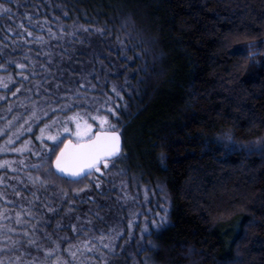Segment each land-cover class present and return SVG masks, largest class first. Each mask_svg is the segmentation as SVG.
I'll return each mask as SVG.
<instances>
[{
	"label": "trees",
	"instance_id": "obj_1",
	"mask_svg": "<svg viewBox=\"0 0 264 264\" xmlns=\"http://www.w3.org/2000/svg\"><path fill=\"white\" fill-rule=\"evenodd\" d=\"M0 4L6 9L0 10V60L16 69L21 62L15 59L29 55L11 49L41 55L44 47L58 44L55 39L81 36L100 43V58L72 51L68 61L91 64L121 86L123 152L111 163L165 194L163 227L135 234L105 264H264V0ZM114 41L127 49L126 58L107 45ZM96 60L117 66L101 71ZM63 75L55 78L60 85L69 76ZM79 115L85 118L86 111ZM59 148L36 174L50 186L48 194L63 190L72 197V189L83 188L89 177L74 183L56 176L52 159ZM43 205L35 211L46 217ZM63 208L32 228L22 221L18 229L27 234L19 237L12 219L0 223V264H47L54 255L65 257L76 225L55 227L66 222ZM11 210L6 206L3 217Z\"/></svg>",
	"mask_w": 264,
	"mask_h": 264
},
{
	"label": "rangeland",
	"instance_id": "obj_2",
	"mask_svg": "<svg viewBox=\"0 0 264 264\" xmlns=\"http://www.w3.org/2000/svg\"><path fill=\"white\" fill-rule=\"evenodd\" d=\"M54 41L58 44L44 47L41 55L26 47L11 49V53L25 52L29 55L15 59L21 62L17 69L11 61L0 60L3 66L0 67V208H3L0 210V223L12 219L10 223L16 226L12 229L13 235L19 237L27 234L24 228L18 229L19 223L28 220L26 226L32 228L38 225V221L47 222V217L57 215L65 203L66 222L63 225L60 223L63 221L57 222L55 227L73 229L76 225L72 230L75 240L66 247L65 257L54 255L47 264H105L111 256L121 254L124 244L131 242L135 234H146L150 228H156L153 221L159 222L161 216H166V197L161 194V188L138 184L135 177L129 179L111 162L107 169L104 165L100 168L102 172L95 170L89 187L73 192L72 197L63 190L57 194L54 190L49 194L46 192L50 186L38 177L36 171L49 156L45 152L59 148L65 139L74 140L75 124L66 122V116L86 111L81 122L92 124L94 130H99V121L93 117L108 116L109 122L116 125L112 130H120L118 113L112 116L110 112L116 111L117 107L120 109L117 104L121 87L118 81L101 77L100 71L94 70L91 64L68 61L72 51L77 52V56L100 58V43H90V38L85 36ZM107 45L112 50H122V58H126L127 49L121 47L120 42ZM53 51H57L56 55ZM63 59L65 63H61ZM96 62L101 71H105L108 65L117 66L114 60ZM114 70L112 77L117 75ZM64 73L69 76H65L66 82L60 85L61 81L55 78ZM113 86L116 91H113ZM65 103L70 105L69 110L56 111L57 104L63 108ZM75 105L82 106L81 110ZM34 114L40 118L35 119ZM53 117L58 123H52ZM49 124L51 126L45 129L43 138L38 140L42 127ZM65 127L69 128L67 133L63 131ZM48 135H57V141L49 140ZM36 152L41 155L36 156ZM97 180L99 187L96 186ZM37 204L47 206L46 217L36 214ZM6 206L12 210L3 217ZM66 239L70 240L69 237ZM56 247L60 246L57 244Z\"/></svg>",
	"mask_w": 264,
	"mask_h": 264
},
{
	"label": "snow or ice",
	"instance_id": "obj_3",
	"mask_svg": "<svg viewBox=\"0 0 264 264\" xmlns=\"http://www.w3.org/2000/svg\"><path fill=\"white\" fill-rule=\"evenodd\" d=\"M0 10H6L3 4H0ZM0 67H3L0 65ZM19 67V65H18ZM113 91H116V87L113 86ZM70 105L65 103L64 107L61 108L59 104L56 105V111L69 110ZM116 111H111L112 116H116ZM47 115V114H45ZM35 119H39V115L34 114ZM65 121H71L75 124L76 130L72 133L74 140H64L63 146L56 151L55 158L52 159V167H54L58 173H63L66 179L72 182L83 181L84 178L90 177V180L84 184V188H88L92 177V170L100 172L99 164L103 162L105 169L110 167L109 159L113 161L119 158L121 149V138L119 130L116 129V125L109 122L108 116L96 115L93 117L94 120L99 121V130H94L93 125L87 122H81L83 117L79 114L73 113L70 116H66ZM52 123H58L57 118L53 117ZM51 125H44L41 129V135L37 136V139L43 138V133L46 128ZM109 129V130H105ZM65 133L69 131L68 127L63 129ZM49 140L57 141V135H48ZM63 139V137H60ZM47 147V146H45ZM36 156H40L41 153L36 152ZM45 155H49L45 152ZM96 186L99 187V180L96 181ZM81 188L72 189L73 192L82 191ZM18 195V193H17ZM66 198V193L64 194ZM52 211V209H48ZM67 211V209H66ZM166 211V209H165ZM159 215V213H157ZM166 221V216H161L160 221H153V224L157 228H162ZM75 228V226H74ZM29 243H32L31 241ZM107 247V245H105ZM47 251V249H46Z\"/></svg>",
	"mask_w": 264,
	"mask_h": 264
},
{
	"label": "water",
	"instance_id": "obj_4",
	"mask_svg": "<svg viewBox=\"0 0 264 264\" xmlns=\"http://www.w3.org/2000/svg\"><path fill=\"white\" fill-rule=\"evenodd\" d=\"M120 134V133H119ZM120 138H121V149H120V155L122 154V150H123V140H122V137H121V135H120ZM63 146V145H62ZM119 155V156H120ZM116 160V159H115ZM111 161H113L111 158L109 159V162H111ZM103 166V162H101L100 164H99V167L101 168ZM52 169H53V172H54V174L56 175V176H58L59 178H63L64 177V174L63 173H58L57 172V170L54 168V167H52ZM95 172V169H93L92 170V174ZM87 177V176H86ZM64 179H66V178H64ZM66 180H69V179H66ZM69 181H71V180H69ZM72 182V181H71Z\"/></svg>",
	"mask_w": 264,
	"mask_h": 264
}]
</instances>
